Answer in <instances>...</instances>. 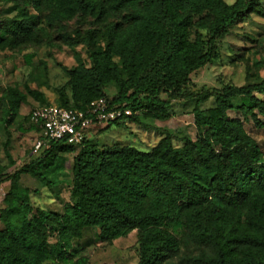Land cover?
<instances>
[{
  "label": "trees",
  "instance_id": "trees-1",
  "mask_svg": "<svg viewBox=\"0 0 264 264\" xmlns=\"http://www.w3.org/2000/svg\"><path fill=\"white\" fill-rule=\"evenodd\" d=\"M0 2L16 10L0 20V51L32 45L42 23L71 47H88V64L75 52V65L63 67L69 93L58 89L57 105L85 109L104 97L110 106L130 110L125 117L143 122L168 119L171 102L185 99L193 103L196 131L178 146L168 132L146 148L98 146L87 137L77 145L49 141L0 178V184L9 182L0 207V264H87L83 251L90 244L109 245L134 230L137 264H264V153L243 125L248 119L264 125V78L188 88L191 74L218 58V40L259 12V0ZM80 15L92 16L90 26L68 33L64 22ZM109 16L116 18L103 22ZM109 85L116 89L112 98L105 93ZM28 95L48 104L35 89L0 85L4 124ZM209 98L212 106L202 108ZM25 121L36 131L28 115ZM70 153V202L61 213L35 207L20 176L54 188Z\"/></svg>",
  "mask_w": 264,
  "mask_h": 264
},
{
  "label": "rangeland",
  "instance_id": "rangeland-1",
  "mask_svg": "<svg viewBox=\"0 0 264 264\" xmlns=\"http://www.w3.org/2000/svg\"><path fill=\"white\" fill-rule=\"evenodd\" d=\"M224 1L232 3L234 0ZM258 9L259 12H253L240 20L227 35L218 40V58L191 74V83L188 86L190 90L198 91L202 88L211 90L221 88L224 84L243 85L247 82L246 76L249 82L264 78V0H259ZM15 14L16 10L12 9L10 3L0 2V20ZM114 18L116 17H105L103 22ZM91 21L92 16L80 15L64 23L66 31L71 33L75 28L85 31ZM98 27L102 28V23ZM95 39L99 40L98 37ZM75 52L87 64L89 63L86 45L77 43L71 47L63 42L55 27L42 23L39 38L32 45L0 51V85L16 86L22 92L35 89L43 94L48 104H58V89L64 88L69 93L68 77L63 67L70 68L75 65ZM27 56L30 58L29 63H27ZM105 93L112 98L116 89L113 85H109ZM212 104L213 99L209 98L201 107L208 108ZM37 105L38 101L28 95L26 102L21 104L13 120L6 124L0 120L1 179L36 156L32 149L37 133L28 129L29 125L25 121V116ZM192 105L191 101L185 99L173 100L169 109L170 117L166 120L146 119L139 122L133 117H123L119 123L94 124L88 128L87 138L98 146L120 143L146 148L154 145L162 132H168L173 143L178 146L186 138L195 137ZM228 113L232 117L241 118L235 111ZM260 119L263 120L262 117ZM243 125L245 130L256 139L264 153V125L256 127L251 119L244 120ZM6 152L11 156L12 164H8ZM73 155L74 153L65 154V174L59 176L60 181L54 188L42 186L28 175L20 176L19 183L28 188L30 200L35 207L61 213L70 202V169ZM8 189V181L0 184V207ZM0 228H3L1 222ZM89 235L94 236L93 232ZM136 248L137 231L134 230L125 237L113 240L109 245L92 243L83 253L88 256L87 264H137Z\"/></svg>",
  "mask_w": 264,
  "mask_h": 264
},
{
  "label": "built area",
  "instance_id": "built-area-1",
  "mask_svg": "<svg viewBox=\"0 0 264 264\" xmlns=\"http://www.w3.org/2000/svg\"><path fill=\"white\" fill-rule=\"evenodd\" d=\"M27 115L29 123L36 128L32 152L38 155L49 141L77 145L87 137L86 132L92 125L123 118L131 115V111L112 107L101 97L91 101L85 109L50 103L31 108Z\"/></svg>",
  "mask_w": 264,
  "mask_h": 264
}]
</instances>
